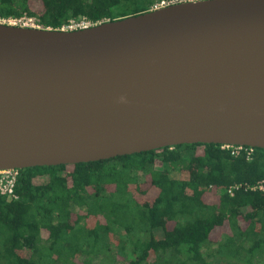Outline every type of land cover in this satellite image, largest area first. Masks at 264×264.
<instances>
[{
  "label": "water",
  "instance_id": "1",
  "mask_svg": "<svg viewBox=\"0 0 264 264\" xmlns=\"http://www.w3.org/2000/svg\"><path fill=\"white\" fill-rule=\"evenodd\" d=\"M196 143L264 148V0L75 30L0 21V169Z\"/></svg>",
  "mask_w": 264,
  "mask_h": 264
},
{
  "label": "trees",
  "instance_id": "2",
  "mask_svg": "<svg viewBox=\"0 0 264 264\" xmlns=\"http://www.w3.org/2000/svg\"><path fill=\"white\" fill-rule=\"evenodd\" d=\"M159 1L0 0V20L62 29ZM247 149L183 144L20 169L18 198L0 194V264H264V191L253 189L264 180V148Z\"/></svg>",
  "mask_w": 264,
  "mask_h": 264
},
{
  "label": "built area",
  "instance_id": "3",
  "mask_svg": "<svg viewBox=\"0 0 264 264\" xmlns=\"http://www.w3.org/2000/svg\"><path fill=\"white\" fill-rule=\"evenodd\" d=\"M187 1H200V0H161L154 5L153 10L158 9V8H162V7L171 5V4L180 3V2H187ZM20 20H22V19L10 20V21L11 22L12 21L17 22ZM29 20L34 21V23H35L34 19L29 18ZM14 24H17V23H14ZM90 25H93V24L91 22L87 21L86 19H83L81 21L72 20L69 24L63 26L62 29H64V30H75V29H79V28H85V27H88ZM223 147L224 148H226V147L232 148L233 149L232 152L234 154H238V153H240V151L244 147H248V146L223 145ZM249 148L250 149H247V150H248V153L251 154V152L253 151V147H249ZM20 176H21L20 169H17V168H15V169H0V194L3 196H6L8 199L18 198V194L16 192V187H17ZM241 186H242L241 184L234 185L228 189V192L231 195H234L235 190L239 189ZM257 188L264 191V180H262L258 185L253 187V189H257Z\"/></svg>",
  "mask_w": 264,
  "mask_h": 264
},
{
  "label": "rangeland",
  "instance_id": "4",
  "mask_svg": "<svg viewBox=\"0 0 264 264\" xmlns=\"http://www.w3.org/2000/svg\"><path fill=\"white\" fill-rule=\"evenodd\" d=\"M0 21H4V20H0ZM11 22V21H10ZM11 23H17V24H22V25H27V26H38V25H36L35 23H34V21H30L29 20V18H24V19H22V20H20V21H17V22H11ZM141 175V174H140ZM142 178H144V175L141 177V179ZM158 236L160 237V236H162V233L160 232V233H158ZM223 239V238H222ZM221 239V240H222ZM129 260H130V258L129 257H120L119 256V260H117L116 262H112V264H127L128 262H129ZM257 260H258V258L257 259H254V261H255V264H258V262H257ZM95 264L96 263H98V261H96V262H94ZM225 264H227V263H225Z\"/></svg>",
  "mask_w": 264,
  "mask_h": 264
}]
</instances>
